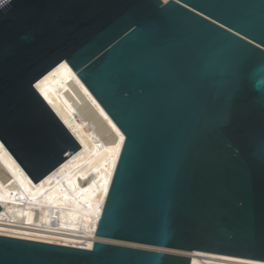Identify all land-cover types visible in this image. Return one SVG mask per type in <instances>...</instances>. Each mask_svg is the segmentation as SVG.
Listing matches in <instances>:
<instances>
[{
    "label": "water",
    "instance_id": "1",
    "mask_svg": "<svg viewBox=\"0 0 264 264\" xmlns=\"http://www.w3.org/2000/svg\"><path fill=\"white\" fill-rule=\"evenodd\" d=\"M68 64L122 132L92 248L0 235V264L264 261V0L0 7V142L33 184L87 144L43 85Z\"/></svg>",
    "mask_w": 264,
    "mask_h": 264
},
{
    "label": "bare ground",
    "instance_id": "2",
    "mask_svg": "<svg viewBox=\"0 0 264 264\" xmlns=\"http://www.w3.org/2000/svg\"><path fill=\"white\" fill-rule=\"evenodd\" d=\"M43 85L87 144L33 184L0 142V235L91 249L122 132L69 64ZM190 264L264 261L191 250Z\"/></svg>",
    "mask_w": 264,
    "mask_h": 264
},
{
    "label": "snow or ice",
    "instance_id": "3",
    "mask_svg": "<svg viewBox=\"0 0 264 264\" xmlns=\"http://www.w3.org/2000/svg\"><path fill=\"white\" fill-rule=\"evenodd\" d=\"M7 3H8V0H0V7H3ZM89 247H91V245H89Z\"/></svg>",
    "mask_w": 264,
    "mask_h": 264
},
{
    "label": "built area",
    "instance_id": "4",
    "mask_svg": "<svg viewBox=\"0 0 264 264\" xmlns=\"http://www.w3.org/2000/svg\"><path fill=\"white\" fill-rule=\"evenodd\" d=\"M9 1V0H8Z\"/></svg>",
    "mask_w": 264,
    "mask_h": 264
}]
</instances>
